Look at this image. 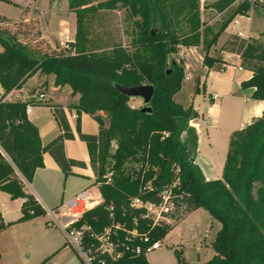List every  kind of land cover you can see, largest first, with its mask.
I'll return each instance as SVG.
<instances>
[{
  "label": "trees",
  "instance_id": "16d2710c",
  "mask_svg": "<svg viewBox=\"0 0 264 264\" xmlns=\"http://www.w3.org/2000/svg\"><path fill=\"white\" fill-rule=\"evenodd\" d=\"M255 1L264 10V0ZM236 2L215 0L204 6L224 15L215 28L203 20L202 0H104L96 5L93 0H69L76 13L71 49L41 58L0 28V83L4 89L0 97V190L13 199H26L18 221L45 213L36 197L27 192L25 181L32 182L37 169L44 167L45 153L55 158L66 175L72 173L73 165H84L65 154V140L73 139L74 133L61 106H53V110L63 132L44 145L39 126L27 113L34 101L6 99L40 72L54 75L56 85H70L80 98L69 109L89 113L99 123L97 134L81 133L80 137L91 148L95 146L91 165L103 201L86 210L79 224L88 223L100 231L113 221L111 213L115 221H126L129 227L136 218L139 231L150 237L142 245L146 248L163 240L189 213L203 208L221 223L212 244L215 254L206 264H264V112L232 134L222 178L207 180L196 163L198 134L190 124L199 114L192 105L186 108L175 99L186 78L184 65L170 62V55L181 46H201L203 62L209 68L225 63L223 52L238 54L241 66L252 71L242 86L254 87L252 97L264 101L263 39L234 33L216 56L210 55L229 25L238 15L246 16L252 5L251 0ZM119 7L132 20L129 46L119 44L103 51L90 46L89 23L99 11ZM116 84L153 85L152 111L136 106ZM201 90L197 77L195 93ZM166 186L171 187L174 205L166 216L174 222L154 223L144 208L131 206L134 198L160 204ZM11 224H0V230ZM175 256L177 264H189L183 249H175ZM106 264L154 263L146 251H128L116 261L107 259Z\"/></svg>",
  "mask_w": 264,
  "mask_h": 264
},
{
  "label": "crops",
  "instance_id": "0c3cea01",
  "mask_svg": "<svg viewBox=\"0 0 264 264\" xmlns=\"http://www.w3.org/2000/svg\"><path fill=\"white\" fill-rule=\"evenodd\" d=\"M59 2L60 0H0V16L4 18L0 21V28L8 31L27 46L29 39L34 43L36 39L34 33L26 35V32L19 30L20 28L15 30L10 28L35 23L41 27L40 30L37 29V34L41 36L36 41L41 39L49 43L46 30L53 25V36L59 39L63 35L64 28L61 25L65 22L66 15L72 17L71 21L76 27V13L70 9L69 0L66 8L60 7ZM229 26L232 27L231 24ZM234 33L243 37H259L248 35L240 30L229 33L225 41ZM225 41L220 45L218 41V44L211 49L210 55L216 56ZM2 49L0 45V51ZM179 51L186 52L187 57L184 61L186 78L181 91L187 87L189 96L188 104L180 103L186 108L192 105L199 114L192 123L198 134L196 163L203 170L207 180L220 179L223 176L232 134L263 116L264 101L252 97L254 87L242 86V81L251 78L252 71L241 66V58L238 54L223 52L225 63L209 68L203 62L205 52L201 46H181ZM195 59L198 61L199 68H195ZM232 60L236 63L232 64ZM229 67L235 71L234 76L225 78L222 72L228 71ZM197 77L200 78L202 90L196 94L195 79ZM37 88L38 90L32 93ZM3 92L4 89L0 83V97ZM202 93L208 96L209 103L201 111L196 104V99ZM40 94L45 95L43 100L39 99ZM213 94L220 96L219 101L212 98ZM79 98L80 94H73L70 85H56L54 75H44L40 72L30 77L21 88L11 91L6 97L10 101H34L30 105L32 109L28 116L39 126L44 145L63 132L53 110V106H61L66 112L74 133L73 139L65 140V154L68 158L84 162V165H73L72 173L66 175L55 158L50 153H45L44 167L38 168L33 181L26 183L27 192L36 197L45 213L27 220L18 221L23 216V205L26 199L23 197L13 199L9 193L0 190V224L12 223L0 230V264H41L44 261V264H83L82 259L69 243L65 229L51 223L50 216L47 214V209L64 204L82 191H86L90 197L89 208L103 201L91 165V150L95 149V146L91 148L80 137L81 133L97 134L99 123L89 113L80 112L76 108L69 109L70 105L77 103ZM94 189L99 191L96 195L97 200L94 199L95 195L92 192ZM199 209L189 213L165 238L178 229L188 217L196 215ZM214 240L211 242L210 249H213ZM148 260L159 264L149 258ZM186 260L191 264L187 257Z\"/></svg>",
  "mask_w": 264,
  "mask_h": 264
},
{
  "label": "rangeland",
  "instance_id": "374dc122",
  "mask_svg": "<svg viewBox=\"0 0 264 264\" xmlns=\"http://www.w3.org/2000/svg\"><path fill=\"white\" fill-rule=\"evenodd\" d=\"M101 1L104 0H93V3L96 5ZM213 1L215 0H202L203 20L210 22V24L217 28L223 20L224 15L219 14L210 8L204 7ZM241 1L242 0H237L235 5ZM251 2L252 5L247 15H238L236 17L231 23L232 27L229 26L230 28H227V30L221 35L218 45L225 41L229 33L240 30L245 31L248 35L259 36V38L264 40V10L255 0H251ZM40 3H42V1ZM59 3L60 7L65 6L66 8L68 0H60ZM66 13H68V10H66ZM71 19L72 17L70 15H66L65 22L61 25V27L64 28L63 35H61L59 39H56V37L53 36V25L49 26V30H46V34L49 36V43H46L41 39L36 41L41 36V34L40 36L37 34V29L40 30L41 27L35 25V23L27 26L19 25L18 27L10 28V30L20 28L19 30L26 32V35L34 33L33 35L36 36V39H34V43L30 39L27 40L28 48L33 55L41 58L47 54L60 52L64 48L66 50L71 49V45L69 44L75 40L76 36V27ZM239 21L240 23H238ZM89 26L90 46L93 48L103 51L111 49L119 44L129 46L132 36V20L125 8L119 7L115 10L99 11L94 20L89 23ZM40 33H42V31H40ZM186 58V52L183 53L178 49L175 54L170 55V62H177L184 65ZM231 62L232 64L236 63L234 60ZM194 65L195 68H199L196 59ZM231 68L232 67H229L228 71L222 72L225 78H231L234 76L235 71ZM175 99L184 105L188 104L189 96L187 87L177 93ZM132 102L136 106L143 105L141 98H133ZM208 103L209 98L207 95H204V93L197 96L196 104L200 107L201 111ZM100 112L102 117H106V112ZM260 186V184H257V187ZM94 190L92 191L95 195L94 199L97 200L98 197L96 195L99 191L98 189ZM171 222L174 221L172 220ZM220 227L221 223L212 218L208 211L205 209H199L196 215L188 217L178 229L174 230L168 236V238L161 240V248L148 252L147 256L151 261L159 264H176L175 249L179 248L183 249L184 254L191 264H206V261L215 254V251L209 247Z\"/></svg>",
  "mask_w": 264,
  "mask_h": 264
},
{
  "label": "built area",
  "instance_id": "2783aa9c",
  "mask_svg": "<svg viewBox=\"0 0 264 264\" xmlns=\"http://www.w3.org/2000/svg\"><path fill=\"white\" fill-rule=\"evenodd\" d=\"M242 68V67H239ZM44 94L39 95L43 100ZM212 98L219 101L220 96L213 94ZM32 106L27 107L29 114ZM75 117L77 115H74ZM194 120H191L192 125ZM1 149V148H0ZM26 183L27 180H25ZM171 187L162 190L163 201L156 204L151 201H143L140 198H134L131 201L133 208H144L146 215L154 220V223L160 221L171 222L172 219L166 214L173 210V202L170 201ZM90 197L86 191L78 193L76 196L61 204L56 208L47 209L51 223H54L63 229L67 234L69 243L74 247L83 264H106V260L116 261L126 252L146 253L161 248V240L155 241L148 246L143 247V243H149L150 237L146 233L139 231L137 219H133L132 227H129L126 221H115L114 213H111L113 221L103 230H96L88 223L79 224L83 213L90 209Z\"/></svg>",
  "mask_w": 264,
  "mask_h": 264
},
{
  "label": "water",
  "instance_id": "95a60500",
  "mask_svg": "<svg viewBox=\"0 0 264 264\" xmlns=\"http://www.w3.org/2000/svg\"><path fill=\"white\" fill-rule=\"evenodd\" d=\"M172 70L168 71V74ZM116 87L118 90L125 96L130 97V98H141L143 102V111L146 112H151L152 107L150 106V103L153 99L155 88L151 84H142L138 86H123L120 84H116Z\"/></svg>",
  "mask_w": 264,
  "mask_h": 264
}]
</instances>
